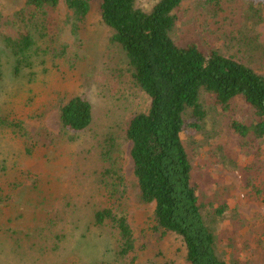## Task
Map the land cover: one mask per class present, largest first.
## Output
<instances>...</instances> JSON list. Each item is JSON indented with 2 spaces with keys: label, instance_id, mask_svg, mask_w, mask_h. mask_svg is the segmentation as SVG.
I'll list each match as a JSON object with an SVG mask.
<instances>
[{
  "label": "rangeland",
  "instance_id": "obj_1",
  "mask_svg": "<svg viewBox=\"0 0 264 264\" xmlns=\"http://www.w3.org/2000/svg\"><path fill=\"white\" fill-rule=\"evenodd\" d=\"M94 1V5L101 4V0ZM159 1L140 0L139 7L150 11ZM25 4L26 0H0V15L7 19ZM240 5L237 2L223 15L225 23L203 24L205 29L197 34L196 21L190 23L194 6L186 3L179 14L183 42H198L205 51L228 48L220 34L240 27L235 17ZM70 14L61 2L54 43L49 45L48 38L37 36L41 51L34 57L35 67L25 71L18 82L8 77L0 82V112L22 119L34 137L32 142L41 144L29 155L23 139L0 129V264H186L182 241L157 230L154 206L145 207L136 199L137 180L131 143L125 141L126 128L133 115L148 111L151 100L134 85L123 54L111 43L113 32L102 24L98 9L80 40L67 25ZM10 31L6 25L0 29ZM257 31L264 43V22ZM4 59L8 61L6 56ZM75 97L91 103L94 120L86 131L67 134L61 129L59 110ZM234 104L229 113L249 121V106L243 100ZM205 107L209 114L203 131L185 132L183 137L194 167V182L200 186L207 208L228 207L221 231L225 238L235 234L239 238H233V250L223 245L221 255L236 259L244 253L243 243L253 254L257 249L253 237L264 227V202L249 195L238 170L225 168L226 157L241 166L249 161L261 163L253 158L254 152H250V160L243 156L242 143L229 131V119L219 114L209 96ZM109 134L123 145L118 166L128 190L121 203L130 215L136 238L135 253L124 261L116 258L115 232L94 225L95 213L110 201L116 202L103 181L111 164L103 155ZM253 264H264V255Z\"/></svg>",
  "mask_w": 264,
  "mask_h": 264
},
{
  "label": "trees",
  "instance_id": "obj_2",
  "mask_svg": "<svg viewBox=\"0 0 264 264\" xmlns=\"http://www.w3.org/2000/svg\"><path fill=\"white\" fill-rule=\"evenodd\" d=\"M139 1L101 0L97 6L94 0H26L15 15L7 19L0 15V29L6 25L12 30L0 32V82L7 77L18 82L25 71L35 67L34 57L41 51L37 36L54 43L61 2L71 13L67 25L76 40L81 39L97 8L102 24L113 32L111 43L123 54L134 85L151 100L148 111L133 115L126 128L137 201L145 207L154 206L157 230L182 241L186 264H253L264 255L259 250L264 252V227L253 237L257 243L254 254L243 243L241 257L228 260L221 255V247L229 249L236 241L233 238L239 237L225 238L221 231L228 207L207 208L200 186L194 182V167L183 136L203 131L209 96L219 114L229 119V131L242 143L243 156L250 160L248 156L254 152L253 158L261 163L249 161L241 166L228 156L225 168L238 170L249 195L264 202V43L257 31L264 22V0H160L150 11L142 10ZM188 2L195 9L190 23L196 21L197 34L205 29L203 24L225 23L223 15L241 2L234 13L240 27L220 34L228 48L205 51L198 42H183L179 14ZM237 100L249 106V121L230 114ZM59 120L67 134L84 132L93 123V107L87 99L75 97L60 108ZM0 129L23 139L29 155L41 146L37 140L32 142L34 137L22 119L10 118L5 112H0ZM122 153L123 145L109 134L103 155L111 164L103 181L110 199L116 202L110 201L95 213L94 225L115 232L116 258L124 261L135 253L136 238L130 215L121 203L128 190L118 166Z\"/></svg>",
  "mask_w": 264,
  "mask_h": 264
}]
</instances>
